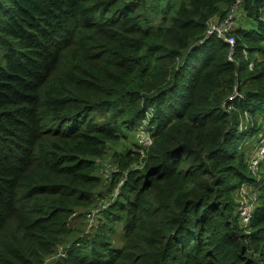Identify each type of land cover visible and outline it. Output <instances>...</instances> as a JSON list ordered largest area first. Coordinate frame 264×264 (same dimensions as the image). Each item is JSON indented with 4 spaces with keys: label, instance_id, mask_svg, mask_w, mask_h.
<instances>
[{
    "label": "trees",
    "instance_id": "trees-1",
    "mask_svg": "<svg viewBox=\"0 0 264 264\" xmlns=\"http://www.w3.org/2000/svg\"><path fill=\"white\" fill-rule=\"evenodd\" d=\"M236 1L0 0V264H264L241 146L264 127V0L241 1L233 59L207 34Z\"/></svg>",
    "mask_w": 264,
    "mask_h": 264
},
{
    "label": "built area",
    "instance_id": "built-area-1",
    "mask_svg": "<svg viewBox=\"0 0 264 264\" xmlns=\"http://www.w3.org/2000/svg\"><path fill=\"white\" fill-rule=\"evenodd\" d=\"M241 1L242 0H237L235 5L228 13V15L225 16L224 18L217 16L210 19L207 27L208 35H217L219 37H222L230 45V53H229L230 59H233L234 48L236 45V37L235 35L232 34V31L237 26L235 12L240 6ZM250 67H252V64L250 65ZM137 142L142 147V149L150 146L152 143V137L150 133L144 129V127H141L137 131ZM263 163H264V132L260 136L254 154L252 155L249 161L250 169L252 173L257 174ZM114 171H116V165L110 163L106 165L104 170L101 171V175L103 176L104 179L110 181ZM122 183L123 181L120 182V184ZM250 192L251 190H249L247 185L242 187L240 191L241 199L239 202L240 203L239 212L243 223H248L250 221L252 210L255 204L257 203V193L254 191L251 192L252 193L251 200L241 201L242 199H246V196L249 195ZM87 218L92 223H94L97 219V210L87 213ZM59 255L60 256L65 255V250L63 247H61Z\"/></svg>",
    "mask_w": 264,
    "mask_h": 264
},
{
    "label": "rangeland",
    "instance_id": "rangeland-1",
    "mask_svg": "<svg viewBox=\"0 0 264 264\" xmlns=\"http://www.w3.org/2000/svg\"><path fill=\"white\" fill-rule=\"evenodd\" d=\"M235 15H236V21H237V25L240 23H244L245 21V14L243 12V10L238 7V9L236 10L235 12ZM245 122H249V120L247 121L245 119ZM253 125V122L251 124H244V127H243V130L244 131H248V135L245 136L244 138V141L242 142V147L245 148L249 154H250V159L252 157V155L254 154V151L256 149V146L259 142V139H260V136L262 135V133L264 132V127L261 128V130H258L256 132L253 131L254 127L251 129ZM249 131L252 133H249ZM137 142V131H134L132 132L131 134L128 135V137H125L124 139H122L121 141L117 142L116 144H110L106 154L104 157L98 159V174H101V171L105 169L106 165L110 164V163H113L115 157H114V152L115 151H121V150H124V147L123 146H126L127 148H130V146H133V142ZM126 142V143H125ZM138 143V142H137ZM114 164V163H113ZM249 169H250V164H249ZM264 171V166H261L258 173L257 174H254L252 173L251 169H250V172L252 173L253 176L255 177H259L260 174ZM245 185L248 186L247 183H243L241 186H240V189H239V193H238V201L241 199V196H240V191H241V188L244 187ZM249 190H253L252 186L251 187H248ZM255 189V188H254ZM254 191V190H253ZM251 192L249 193V195L246 196V199H242L241 201H244V200H251ZM257 206V205H256ZM255 206V207H256ZM88 221V222H87ZM85 221V219L82 217L80 219H78L77 221L73 222L72 221V226L73 227H78L80 229L78 233H80L81 231H87L88 230V227L91 226L92 222L90 220H87ZM113 239H114V242L116 245H120L122 243V238L119 234H115L113 236ZM65 245L67 244H63L62 246H60L57 250V254L50 257L49 260H53L55 258H57L59 256V253H60V249L61 247H66Z\"/></svg>",
    "mask_w": 264,
    "mask_h": 264
}]
</instances>
